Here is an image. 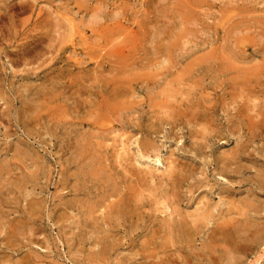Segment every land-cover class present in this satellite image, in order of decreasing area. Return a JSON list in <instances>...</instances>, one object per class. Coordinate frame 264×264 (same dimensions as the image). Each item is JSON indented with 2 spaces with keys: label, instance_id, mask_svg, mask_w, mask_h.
<instances>
[{
  "label": "rangeland",
  "instance_id": "374dc122",
  "mask_svg": "<svg viewBox=\"0 0 264 264\" xmlns=\"http://www.w3.org/2000/svg\"><path fill=\"white\" fill-rule=\"evenodd\" d=\"M119 86L127 98L114 94ZM118 103L123 112L106 109ZM148 104L163 123L146 119ZM139 122L152 134L130 126ZM98 145L119 166L109 182L120 186L117 195L90 175L94 153L105 156ZM263 174L264 0H0V264H264ZM129 194L149 205L117 219L118 200Z\"/></svg>",
  "mask_w": 264,
  "mask_h": 264
},
{
  "label": "bare ground",
  "instance_id": "6f19581e",
  "mask_svg": "<svg viewBox=\"0 0 264 264\" xmlns=\"http://www.w3.org/2000/svg\"><path fill=\"white\" fill-rule=\"evenodd\" d=\"M21 1H22V0H21ZM24 2H25V1H24ZM19 3H20V2H19ZM19 3H18V4H19ZM28 3H29V2H28ZM29 4H30V3H29ZM24 5H25V4H24ZM27 5H28V4H27ZM6 6H7V5H6ZM6 6H5V7H6ZM8 6H9V5H8ZM8 6H7V7H8ZM19 6H20V5H19ZM14 7H15V5H14ZM18 8H20V7H18ZM7 9H10V8L8 7ZM3 10H4V9H3ZM15 10H16V9H15ZM17 10H19V9H17ZM20 10H21V9H20ZM22 10H23V9H22ZM24 10H26V9H24ZM15 12H16V11H15ZM184 15H185V14H184ZM39 18H40V17H39ZM183 22H184V21H183ZM16 34H17V33H16ZM26 48H27V47H26ZM223 65H224V64H223ZM239 69H240V68H239ZM239 69H238V70H239ZM219 70H220V69H219ZM227 70H230V69L228 68ZM127 71H128V70H127ZM220 71H221V70H220ZM234 71H235V69H234ZM240 71H241V70H240ZM222 72H223V71H222ZM224 72H225V70H224ZM117 73H119V72H116V74H117ZM123 73H124V72H123ZM142 73H143V72H142ZM245 73H246V72H245ZM150 74H152V73H150ZM220 74H221V73H220ZM222 74H223V73H222ZM228 74H229V72H228ZM243 74H244V73H243ZM246 74H247V73H246ZM248 74H249V73H248ZM248 74H247V75H248ZM259 74H260V72H259ZM118 75H119V74H118ZM120 75H121V73H120ZM236 75H237V74H236ZM236 75H234V76H236ZM238 75H239V74H238ZM249 75H250V74H249ZM141 76H142V75H141ZM154 76H155V75H154ZM117 77H118V76H117ZM242 77H243V76H242ZM246 77H247V76H246ZM250 77H251V76H250ZM250 77H247V81H248V78H250ZM254 77H255V76H254ZM94 78H95V77H94ZM147 78H148V77H147ZM239 78H240V77H239ZM244 78H245V77H244ZM252 78H253V77H252ZM256 78H257V77H256ZM107 79H108V78H107ZM137 79H139V76H138ZM148 79H149V78H148ZM150 79H151V78H150ZM226 79H227V78H226ZM100 80H101V79H100ZM111 80H112V79H111ZM115 80H116V79H115ZM115 80H114V81H115ZM142 80H143V79H142ZM151 80H152V79H151ZM235 80H236V78H235ZM239 80H240V79H239ZM112 81H113V80H112ZM118 81H119V80H118ZM146 81H150V80H147V79H146ZM146 81H145L144 84L147 83ZM227 81H228V80H227ZM231 81H232V80H231ZM249 81H250V80H249ZM251 81H252V80H251ZM177 82H178V81H177ZM232 82H233V81H232ZM156 83H157V82H156ZM98 84H99V85L101 84L102 87H105V86H103V83H97V85H98ZM104 84H105V83H104ZM142 84H143V83H142ZM142 84H141V85H142ZM232 84H233V83H232ZM245 84H246V82H245ZM73 85H74V84H73ZM79 85H80V84H78V86H79ZM99 85H98V86H99ZM109 85H110V84H109ZM131 85H132V84H131ZM157 85H158V84H157ZM172 85H174V84L172 83ZM172 85H171V86H172ZM93 86H94V85H93ZM107 86H108V85H107ZM110 86H111V85H110ZM113 86H114V85H113ZM132 86H133V85H132ZM136 86H137V85H136ZM139 86H140V84H139ZM142 86H143V85H142ZM146 86H147V85H146ZM148 86H149V85H148ZM166 86H167V85H166ZM175 86H176V85H175ZM240 86H241V85H240ZM52 87H53V86H52ZM89 87H90V86H89ZM91 87H92V86H91ZM94 87H95V86H94ZM94 87H92V88H94ZM96 87H97V86H96ZM96 87H95V88H96ZM124 87H125V86H124ZM126 87H127V86H126ZM134 87H135V84H134ZM144 87H145V86H144ZM152 87H154V86H152ZM152 87H150L148 90H150ZM173 87H174V86H173ZM97 88H98V87H97ZM97 88H96V92H97ZM105 88H106V87H105ZM108 88H109V87H108ZM108 88H106V89H108ZM139 88H140V87H139ZM167 88H168V87H167ZM59 89H60V88H59ZM65 89H66V88H65ZM80 89H81V88H80ZM86 89L88 90V88H86ZM90 89H91V88H90ZM102 89H103V88H102ZM140 89H142V87H141ZM165 89H166V87H165ZM165 89H164V90H165ZM170 89H171V88H170ZM183 89H184V88H183ZM49 90H50V89H49ZM81 90H82V89H81ZM83 90H84V88H83ZM87 90H86V91H87ZM99 90H100V89H99ZM99 90H98V91H99ZM109 90H110V88H109ZM128 90H129L128 88H120V86H119V88H115V89L113 88V92H114V94H117V97H118V95L120 96L121 94H125V93H127ZM134 90H135V89H134ZM144 90H146V88H144ZM154 90H155V88H154ZM154 90H153L152 93H154ZM164 90H162V91H164ZM167 90H168V89H167ZM60 91H61V90H60ZM76 91H77V90H76ZM79 91H80V90H79ZM93 91H94V89H93L92 91L90 90L89 92H90V93H91V92L93 93ZM168 91H169V90H168ZM172 91H174V90H172ZM183 91H184V90H183ZM50 92H51V91H50ZM82 92H83V91H82ZM96 92H95V94H96ZM101 92H102V91H101ZM101 92H100V93H101ZM124 92H125V93H124ZM144 92H145V91H144ZM169 92H170V91H169ZM194 92H195V91H194ZM68 93H69V92H68ZM73 93H74V92H73ZM84 93H85V92H84ZM84 93H80V95H83ZM92 93H91V94H92ZM104 93H105V92H104ZM108 93H109V95H110V92H109V91H108ZM128 93H129V92H128ZM128 93H127V94H128ZM130 93H131V91H130ZM146 93H147V92H146ZM146 93H145V94H146ZM148 93H149V92H148ZM148 93H147V94H148ZM155 93H156V92H155ZM157 93H158V92H157ZM165 93H166V92H165ZM196 93H197V92H196ZM196 93H195V95H196ZM95 94H94V95H95ZM102 94H103V93H102ZM133 94H134V92L132 93V95L130 94V96L132 97ZM149 94H150V93H149ZM160 94H162V92H160ZM167 94H168V92H167L165 95H167ZM170 94H172V93H170ZM170 94H169V95H170ZM176 94H177V92H176ZM183 94H184V93H183ZM192 94H194V93H192ZM33 95H34V94H33ZM38 95H39V94H38ZM48 95H49V94H48ZM52 95H53V94H52ZM70 95H71V93H70ZM70 95H69V96H70ZM107 95H108V94H107ZM111 95H112V94H111ZM125 95H126V94H125ZM128 95H129V94H128ZM153 95H154V94H153ZM153 95H152V96H153ZM184 95H185V94H184ZM39 96H40V95H39ZM63 96H64V95H63ZM90 96H91V95H90ZM95 96L97 97L98 95L96 94ZM156 96H158V95H156ZM161 96H162V95H161ZM161 96H160V98H161ZM177 96L179 97V95H177ZM177 96H174V97H177ZM35 97H36V95H35ZM72 97H73V96H72ZM75 97H76V96H75ZM88 97H89V96H88ZM107 97H108L107 99H110V100H111V98H109V97H111V96H107ZM120 97H121V96H120ZM158 97H159V96H158ZM166 97H167V96H166ZM38 98H39V97H38ZM40 98H41V97H40ZM73 98H74V97H73ZM76 98H77V97H76ZM102 98H103V96H102ZM102 98H100V99H102ZM115 98H116V96H115ZM118 98H119V97H118ZM126 98H127V95H126ZM132 98H133V97H132ZM156 98H157V97H155V99H156ZM167 98H168V97H167ZM171 98H172V97H171ZM51 99H52V98H51ZM61 99H62V98H61ZM70 99H71V98H69V101H70ZM105 99H106V97H105ZM113 99H114V98H113ZM128 99H129V98H128ZM153 99H154V98H153ZM153 99H152V100H153ZM165 99H166V98H165ZM185 99H186V98H185ZM44 100H45V99H44ZM54 100H55V99H54ZM56 100H57V99H56ZM72 100H73V102H74V99H72ZM88 100H89V99H88ZM114 100H115V99H114ZM116 100H117V99H116ZM121 100H122V99H121ZM123 100H124V99H123ZM150 100H151V99H150ZM158 100H159V99H158ZM166 100H167V99H166ZM176 100H177V99H176ZM64 101H65V100H64ZM69 101H67V103H69ZM79 101H80V99H79ZM79 101H78V102H79ZM98 101H99V99H98ZM102 101H103V100H102ZM125 101H126V100H125ZM193 101H194V100H193ZM245 101H246V100H245ZM32 102H33V101H32ZM32 102H31V103H32ZM38 102H39V101H38ZM38 102H36V103L33 102V103H34L33 105L36 104L35 106L38 107V105L40 104V102H39V103H38ZM50 102H51V101H50ZM50 102H49V103H50ZM52 102H53V101H52ZM54 102H55V101H54ZM78 102H77V103H78ZM103 102H104V101H103ZM105 102H107V101H105ZM115 102H117V101H115ZM133 102H134V101H133ZM168 102H169V101H168ZM241 102H242V101H241ZM26 103H27V102H26ZM49 103H48V104H49ZM77 103H75V104H77ZM100 103L103 104L102 102H100ZM125 103H126V102H125ZM137 103H138V102H137ZM169 103H170V102H169ZM173 103H174V102H173ZM37 104H38V105H37ZM51 104H52V103H51ZM75 104H74V105H75ZM84 104H87V103H84ZM90 104H91V103H90ZM131 104H132V103H131ZM155 104H157V103H155ZM178 104L180 105V103H178ZM197 104H198V103H197ZM25 105H26V104H25ZM87 105H88V104H87ZM92 105H93V104H92ZM96 105H97V104H96ZM114 105H116V104H114ZM114 105H113V107L106 108V109H109L110 112H112V113L117 112V111L119 112V110H121V112H123V111H122L123 108L121 107L120 103H118V105H116V106H114ZM143 105H144V104H143ZM203 105H204V104H203ZM133 106L135 107V105H133ZM136 106H137V105H136ZM139 106H140V104H139ZM141 106H142V105H141ZM146 106H147V105H146ZM148 106H149V104H148ZM211 106H212V104H211ZM30 107H31V106H30ZM37 107H35V108H37ZM73 107H74V106H73ZM77 107L79 108L80 106H77ZM98 107H99V106H98ZM103 107H104V106H103ZM204 107H205V106H204ZM215 107H216V106H215ZM243 107H244V106H243ZM243 107H242V108H243ZM28 108H29V107H28ZM55 108H56V107H55ZM55 108H53V109H55ZM81 108H82V110H83V105H82ZM93 108H94V107H93ZM126 108H128V107H126ZM132 108H133V107H132ZM141 108H142V107H141ZM141 108H140V109H141ZM211 108H212V107H211ZM30 109H31V108H30ZM41 109H42V108H41ZM69 109H70V108H69ZM88 109H89V108H88ZM91 109H92V108H91ZM102 109H103V108H102ZM106 109H105V110H106ZM133 109H134V108H133ZM140 109H139V110H140ZM148 109H149V110H148ZM148 109L146 108V112H145V113L149 112L150 115H148V113H147L146 116H145L146 119L150 118V119H148V120H151L152 117H155V118L158 120L159 123H163L162 121H160V120H162V119L159 118V116H158L156 113H155V114H156L157 116L154 114V111H157V109L155 108V106H149ZM174 109H175V107H174ZM178 109H179V108H178ZM180 109H181V107H180ZM28 110H29V109H28ZM32 110H34V109H32ZM35 110H36V109H35ZM39 110H40V109H39ZM42 110H43V109H42ZM66 110H67V109H66ZM72 110H73V109H72ZM105 110H104V111H105ZM126 110H127V109H126ZM126 110H125V111H126ZM136 110H137V108H136ZM141 110H142V109H141ZM141 110H140V111H141ZM147 110H148V111H147ZM160 110H161V111H164V108H163V107H160ZM36 111H37V110H36ZM43 111H44V110H43ZM70 111H71V110H70ZM84 111H85V110H84ZM84 111H83V112H84ZM86 111H87V110H86ZM125 111H124V113H125ZM132 111H133V110H131V112H132ZM142 111H143V110H142ZM161 111H159V112H161ZM170 111H171V110H170ZM238 111H239V110H238ZM247 111H248V110H247ZM44 112H45V111H44ZM105 112H106V111H105ZM131 112H130V113H131ZM208 112H209V110H208ZM28 113H29V112H28ZM34 113H36V112H34ZM42 113H43V112H42ZM45 113H46V112H45ZM50 113H51V112H50ZM56 113H57V112H56ZM58 113H59V112H58ZM78 113H80V112H78ZM85 113H86V112H85ZM85 113H83V114H85ZM112 113H111V114H112ZM128 113H129V112H128ZM140 113H141V112H140ZM143 113H144V112H143ZM143 113H141V114H143ZM161 113H162V112H161ZM164 113H166V112L164 111ZM52 114H53V112H52L51 115H49V116H52ZM65 114H67V113H65ZM86 114H87V113H86ZM125 114H126V113H125ZM171 114H172V113H171ZM181 114H182V113H181ZM190 114H191V113H190ZM203 114H204V113H203ZM240 114H241V113H240ZM29 115H30V117H31L32 112H31V114H29ZM45 115H46V114H45ZM53 115L55 116V114H53ZM56 115H57V114H56ZM74 115H75V114H74ZM91 115H92V114H91ZM104 115H105V114H104ZM112 115H113V114H112ZM116 115H117V114H116ZM166 115H167V114H165V115H163V116L166 117ZM201 115H202V114H201ZM40 116H41V115H40ZM57 116H58V115H57ZM63 116H64V114H63ZM65 116H66V115H65ZM84 116H85V115H84ZM84 116H83V117H84ZM124 116H125V115H124ZM141 116H142V115H141ZM143 116H144V115H143ZM160 116L162 117V115H160ZM168 116H169V115H168ZM168 116H167V117H168ZM170 116H171V115H170ZM192 116H193V115H192ZM203 116H204V115H203ZM205 116H206V114H205ZM205 116H204V118H205ZM45 117H47V116H45ZM111 117H112V116H111ZM117 117H120V115H117ZM125 117H126V116H125ZM200 117H201V116H200ZM49 118H52V117H49ZM56 118H57V117H56ZM77 118H78V117H77ZM142 118H144V117H142ZM168 118H169V117H168ZM168 118H167V119H168ZM202 118H203V117H202ZM202 118H200V119L202 120ZM207 118H208V117H207ZM52 119H53V118H52ZM65 119H66V118H65ZM65 119H63V120L65 121ZM71 119H72V118H71ZM164 119H165V118H164ZM171 119H172V121H173L174 123H176V122H181V121H182L179 113L174 114V115L171 117ZM192 119H194V118H192ZM250 119H251V118H250ZM30 120H31V119H30ZM42 120H44V119H43V118L40 119V121H42ZM53 120H54L55 123H56V120H55V119H53ZM53 120H50V121L53 122ZM58 120H59V119H58ZM68 120H69V119H68ZM81 120H82V119H81ZM126 120H127V119H126ZM157 120H156V122H157ZM165 120H166V119H165ZM165 120H164V121H165ZM169 120H170V119H169ZM245 120H246V119H245ZM100 121H101V120H100ZM111 121H112V120H111ZM153 121L155 122V120H153ZM166 121H168V120H166ZM172 121L170 120L169 122H172ZM28 122H29V121H28ZM31 122H32V120H31ZM31 122H30V123H31ZM45 122H46V121H45ZM59 122H60V121H59ZM68 122H69V124L71 123L70 121H68ZM72 122H73V121H72ZM80 122H81V121H80ZM147 122H148V121H147ZM156 122H155V124H156ZM169 122H168V123H169ZM183 122H184V120H183ZM194 122H195V121H194ZM33 123H34V122H33ZM50 123H51V122H50ZM78 123H79V122H78ZM100 123H101V122H100ZM111 123H113V122H111ZM133 123H134V122H133ZM139 123H140V124H139L138 126H137V125H130V126H131L133 129L137 127V128H138V129L136 128L137 131L139 130V131H141L142 133H145L146 135H151V134H152V132H151L152 129L150 130V126H146L147 124H149V122L146 124V121H145V124H146V125H145V124H144V125H145L146 127L144 126V128L141 126L142 123H141V122H139ZM152 123H153V122H151V124H152ZM166 123H167V122H166ZM190 123H191V122H190ZM47 124H48V123H47ZM52 124H53V123H52ZM87 124H88V123H87ZM89 124H90V123H89ZM118 124H119V123H118ZM135 124H136V123H135ZM137 124H138V123H137ZM151 124H149V125H151ZM157 124H158V123H157ZM169 124H170V123H169ZM176 124L178 125V123H176ZM180 124H181V123H180ZM53 125H54V124H53ZM62 125H63V124H62ZM73 125H74V122H73ZM81 125H82V123H81ZM90 125L95 126L96 124H95V125H94V124H90ZM101 125H103V123H102V124H99V126H101ZM152 125H154V124H152ZM163 125L165 126V122H164ZM171 125H172V124H171ZM171 125H170V126H171ZM187 125H188V124H187ZM251 125H252V124H251ZM35 126H36V125H35ZM50 126H51V125H50ZM56 126H57V125H56ZM63 126H64V125H63ZM70 126H71V125H70ZM74 126H76V124H75ZM77 126H78V125H77ZM77 126H76V127H77ZM160 126H161V125H159V127H160ZM170 126H169V127H170ZM172 126L174 127V124H173ZM175 126H176V125H175ZM51 127H52V126H51ZM54 127H55V126H53V128H54ZM57 127H58V126H57ZM57 127H56V129H57ZM61 127H62V126H61ZM106 127H108V126H106ZM161 127H162V126H161ZM169 127H168V128H169ZM187 127H189V125H188ZM53 128H52V129H53ZM59 128H60V127H59ZM82 128H83V127H82ZM87 128H88V127H87ZM89 128H90V127H89ZM92 128H93V127H92ZM103 128H104V127H103ZM153 128H155V127H153ZM168 128H167V129H168ZM252 128H253V127H252ZM252 128H251V129H252ZM50 129H51V128H50ZM52 129H51V130H52ZM56 129H55V130H56ZM64 129H66V128L64 127ZM75 129H77V128H75ZM90 129H91V128H90ZM90 129H89V130H90ZM93 129H94V128H93ZM110 129H111V128H110ZM112 129H113V128H112ZM189 129H190V128H189ZM195 129H196V128H195ZM85 130H86V129H85ZM142 130H143V131H142ZM90 131H92V130H90ZM90 131H89V132H90ZM93 131H94V130H93ZM97 131L99 132L100 130H97ZM112 131H113V130H112ZM170 131H171V130H170ZM78 132H79V131H77V133H78ZM80 132H81V131H80ZM86 132H87V130H86ZM94 132H95V131H94ZM100 132H101V131H100ZM106 132H108V131L106 130ZM106 132H105V133H106ZM153 132H154V131H153ZM171 132H172V131H171ZM87 133H88V132H87ZM95 133H96V132H95ZM95 133H94V134H95ZM101 133H102V132H101ZM198 133H199V132H198ZM80 134H81V133H79V135H80ZM112 134H113V133H112ZM196 134H197V133H196ZM83 135H84V133H83ZM104 135H105V134H104ZM189 135H190V134H189ZM191 135H192V134H191ZM204 135H205V134H204ZM208 135H209V134H208ZM69 136H70V135H69ZM85 136H86V135H85ZM97 136H98V135H97ZM97 136H96V137H97ZM193 136H194V135H193ZM195 136L198 137V135H195ZM205 136H206V135H205ZM80 137H82V135H80ZM94 137H95V136H94ZM108 137H109V136H108ZM113 137H114V136H113ZM113 137H112V138H113ZM122 137H123V136H122ZM202 137H203V136H202ZM61 138H62V137H61ZM76 138H77V136H76ZM97 138H98V137H97ZM130 138H131V137H130ZM207 138H208V137H207ZM91 139H92V138H91ZM101 139H102V138H101ZM108 139H109V138H108ZM108 139H107V140H108ZM114 139H115V137H114ZM125 139H127V138L125 137ZM192 139H193V138H192ZM198 139H199V138H198ZM201 139H203V138H201ZM204 139H206V138H204ZM76 140H77V139H76ZM76 140H74V141H76ZM82 140H83V138H82ZM196 140H197V139H196ZM86 141H87V139H86ZM86 141H85V142H86ZM115 141H116V139H115ZM127 141H129V140H127ZM194 141H195V140H194ZM78 142H80V141H78ZM78 142H76V143H78ZM81 142H82V141H81ZM92 142H93V141H92ZM118 142L122 143L121 141H118ZM138 142H140V141L138 140ZM72 143H73V142H72ZM82 143H83V142H82ZM90 143H91V142L89 141V145H88V147H91ZM93 143H94V142H93ZM93 143H92V144H93ZM126 143H127V142L125 141V144H126ZM195 143H196V142H195ZM198 143H199V142H198ZM96 144H97V143H96ZM140 144H141V143H140ZM65 145H66V144H65ZM77 145H78V144H77ZM80 145H81V144H80ZM94 145H95V144H94ZM94 145H93V146H94ZM108 145H109V144H108ZM118 145H119V144H118ZM120 145H121V144H120ZM199 145H201V144H199ZM199 145H198V147H199ZM78 146H79V145H78ZM78 146H76V148H79V147H80V146H79V147H78ZM81 146H82V145H81ZM122 146H123V145H122ZM126 146H127V145H126ZM126 146H125V147H126ZM138 146H139V145H138ZM141 146H142V145H141ZM202 146H203V145H202ZM71 147H72V146H71ZM71 147H70V148H71ZM85 147H86V146H85ZM97 147H98V148H97V149H98L97 151H98L99 153H100V151H101V154L103 153V154L105 155V156H103L104 159L102 160V157H100V155H99L98 157H95V153H94V155H93L92 158H93V161H94V160H96V161L93 162V166L90 168V170H89V169H87V170L90 171V175H91L93 178H95V179H97L98 181L101 182V185H103L104 188L106 187V188L109 189L111 195H112V194H115V193H116V195H117L118 192L120 193V191H118L119 189L121 190V188H119L120 186L117 187V185H116L115 183H113V184L111 185L109 182H111V180H112V177L110 178V176H112L114 173H115L117 176L120 174V173H119L120 171H119V172L117 171V170L119 169V166H118V169H117V170H116V168H114V167H116V166H114V163H115V162H114V163L112 162V156L108 154V151H107V149H105V147H103V146H101V145H100V146L98 145ZM116 147L118 148V146H116ZM133 147H134V146H133ZM139 147H140V146H139ZM145 147H148V144H146ZM93 148H94V147H93ZM122 148H124V147H122ZM200 148H201V146H200ZM71 149H73V148H71ZM83 149H84V148H83ZM115 149H116V148H115ZM126 149H127V148H126ZM191 149H192V148H191ZM81 150H82V149H77V150H75V151H77L78 154L81 155ZM93 150H95V149H93ZM99 150H100V151H99ZM124 150H125V149H124ZM143 150H144V149H143ZM75 151H73V153H74ZM84 151H85V149H84ZM89 151H90V150H89ZM118 151H119V150H118ZM118 151H117V152H118ZM127 151H128V150H127ZM127 151H124V152H127ZM77 152H76V154H77ZM82 152H83V150H82ZM112 152H113V151H112ZM117 152H116V153H117ZM85 153H86V152H85ZM140 153H141V152H140ZM145 153H146V152H145ZM147 153H148V152H147ZM147 153H146L145 155H147ZM123 154H124V153H123ZM88 155H89V153H88ZM115 155H116V154H115ZM119 155H122V154H119ZM145 155H144V156H145ZM81 156H82V155H81ZM81 156H80V159H81ZM86 156H87V153H86ZM126 156H127V155H126ZM75 157H77V156H75ZM82 157H83V156H82ZM117 157H118V156H117ZM117 157H116V160H117ZM120 157H121V156H120ZM131 157H132V156H131ZM142 157H143V156H142ZM85 158H86V157H85ZM122 158H123V157H122ZM143 158H145V157H143ZM71 159L74 160L75 158L72 157ZM78 159H79V158H78ZM132 159H134V158H132ZM135 159H136V158H135ZM148 159H149V158H148ZM148 159H147V160H148ZM89 160H91L90 157H89ZM124 161H125V159H124ZM126 161H127V160H126ZM229 161H230V160H229ZM74 162H75V160H74ZM74 162H73V163H74ZM76 162H77V161H76ZM79 162H81V161L79 160ZM79 162H77V163H79ZM117 162H118V160H117ZM138 162H139V161H138ZM138 162H136V163L139 164ZM140 162H141V161H140ZM143 162H145V161H143ZM154 162H157V161H154ZM154 162H153V163H154ZM216 162H217V161H216ZM223 162H224V161H223ZM32 163H33V162H32ZM71 163H72V162H71ZM71 163H70V164H71ZM106 163H107V165L105 166ZM126 163H127V162H126ZM158 163H160L159 160H158ZM75 164H76V163H75ZM95 164H96V165H95ZM97 164H98V165H97ZM128 164H129V163H128ZM81 165H84V164H81ZM117 165H118V164H117ZM149 165H150V164H149ZM163 165H164V164H163ZM77 166H78V164H77ZM139 166H140V165H139ZM154 166L156 167V165H154ZM159 166H161V165H159ZM75 167H76V165H75ZM79 167H81V166L79 165ZM161 167H162V166H161ZM37 168H38V167H37ZM76 168H77V167H76ZM82 168H83V167H82ZM132 168H133V167H132ZM136 168H137V167H136ZM79 169H80V168H79ZM79 169H78V170H79ZM83 169H84V168H83ZM137 169H138V168H137ZM142 169H143V168H142ZM167 169H169V168H167ZM192 169H193V168H192ZM121 170H122V169H121ZM130 170H131V169H130ZM138 170H139V169H138ZM138 170H137V171H138ZM143 170H144L143 172L146 171L145 169H143ZM170 170H171V169H170ZM35 171H36V170H35ZM111 171L113 172V174H111ZM122 171H123V170H122ZM127 171H128V170H127ZM148 171H149V170H148ZM148 171L146 172V174H147V173H150V172H148ZM152 171H153V170H152ZM154 171H155V170H154ZM159 171H160V170H159ZM171 171H172V170H171ZM173 171H174V170H173ZM75 172H76V171H75ZM75 172H74V173H75ZM79 172H80V171H78V173H79ZM165 172H168V171L165 170ZM212 172H213V171H212ZM74 173H73V175L77 174V173H75V174H74ZM80 173H81V172H80ZM85 173H87V172H85ZM125 173H126V172H125ZM125 173H123V174H125ZM129 173H130V172H129ZM137 173H138V172H137ZM163 173H164V172H163ZM170 173H171V172H170ZM32 174H33V173H32ZM121 174H122V173H121ZM150 174H151V173H150ZM178 174H179V173H178ZM193 174H194V173H193ZM34 175H36V174L34 173L32 176H34ZM78 175H79V174H78ZM81 175H82V173H81ZM81 175H79V176L81 177ZM87 175H89V174H87ZM87 175L84 174V176H83V175H82V176L85 177V176H87ZM90 175H89V176H90ZM126 175H127V174H126ZM130 175H131V173H130ZM130 175L128 174V176H130ZM134 175H135V173L132 174V176H134ZM263 175H264V174H263ZM29 176H30V175H29ZM113 176H114V175H113ZM122 176H123V175H122ZM132 176H130V178H131ZM147 176H148V174H147ZM155 176H156V175H155ZM163 176H164V175H163ZM163 176H162V177H163ZM34 177H35V176H34ZM73 177H74V176H73ZM75 177H76V176H75ZM136 177H137V176H136ZM164 177H165V176H164ZM164 177H163V178H164ZM90 178H91V177H90ZM93 178H91V179H93ZM115 178H116V177H115ZM125 178H126V177H125ZM128 178H129V177H128ZM134 178H135V177H133V180H134L135 183H136L138 180H137V179H134ZM140 178H141V176H140ZM140 178H139V179H140ZM179 178H180V177H179ZM28 179H29V178H28ZM116 179H117V178H116ZM118 179H119V177H118ZM145 179H146V178H145ZM145 179L142 178V179H140V180H143L142 182H144ZM160 179H161V178H159V180H160ZM165 179H166V178H165ZM79 180H80V179H79ZM83 180H84V179H83ZM93 180H94V179H93ZM97 180H96V181H97ZM114 180H115V179H114ZM120 180L122 181L123 179L121 178ZM140 180H139V181H140ZM147 180H149V178H148ZM150 180H152V179H150ZM154 180H155V177H154ZM154 180H153V181H154ZM166 180H167V179H166ZM171 180H172V179H171ZM182 180H184V179H182ZM188 180H189V179H188ZM89 181H90V179H89ZM91 181H92V180H91ZM117 181H118V180H117ZM124 181H125V180H124ZM124 181H122V183H123ZM131 181H132V180H131ZM156 181H157V179H156ZM190 181H191V180H190ZM263 181H264V180H263ZM32 182H33V181H32ZM34 182H35V181H34ZM79 182H80V181H79ZM83 182H84V181H83ZM85 182H86V181H85ZM85 182H84V183H85ZM114 182H115V181H114ZM125 182H126V181H125ZM125 182H124V183H125ZM132 182H133V181H132ZM140 182H141V181H140ZM149 182H150V181H149ZM166 182H167V181H166ZM168 182H169V181H168ZM168 182H167V183H168ZM175 182H178V181L176 180ZM175 182H173V180H172V185L175 184ZM179 182H180V181H179ZM179 182H178V183H179ZM28 183H29V182H28ZM94 183H95V182H94ZM117 183H118V182H117ZM126 183H127V182H126ZM178 183H177V184H178ZM32 184H34V183H32ZM76 184H77V183H76ZM79 184H80V183H79ZM81 184H82V183H81ZM92 184H93V183H92ZM95 184H98V182L95 183ZM118 184H119V183H118ZM140 184H141V183H140ZM145 184H147V182L144 183V185H145ZM161 184H163V183H161ZM164 184H165V182H164ZM200 184H201V183H200ZM74 185H75V184H74ZM101 185H100V186H101ZM133 185H135V184H133ZM137 185H138V183H137ZM148 185H149V184H147V185H145V186L147 187ZM167 185H168V184H167ZM169 185H170V183H169ZM172 185H170V187H171ZM194 185H196V184H194ZM201 185H202V184H201ZM76 186H77V185H76ZM83 186H84V184H83ZM89 186H91L90 183H89ZM96 186H99V185H96ZM96 186H95V187H96ZM124 186H125V185H124ZM129 186H130V184H129ZM140 186H141V185H140ZM152 186H153V185H152ZM156 186H157V184H156ZM162 186H163V185H162ZM164 186H165V185H164ZM176 186H177V185H176ZM178 186H179V184H178ZM180 186H181V185H180ZM210 186H211V185H210ZM80 187H81V185H80ZM91 187H92V186H91ZM95 187H94V188H95ZM137 187H138V186H137ZM166 187H167V186H166ZM170 187H169V189H172V188H170ZM173 187H174V186H173ZM181 187H182V186H181ZM74 188H75V187H74ZM83 188H84V187H83ZM97 188H98V187H96V189H97ZM100 188H102V187H100ZM118 188H119V189H118ZM126 188H127V187H126ZM126 188H125V189H126ZM131 188H132V186H131ZM147 188H148V187H147ZM147 188H145V189L148 191ZM161 188H162V187H161ZM175 188H176V187H175ZM211 188H212V187H211ZM75 189H76V188H75ZM85 189H87V188H85ZM85 189H84V191H86ZM88 189H90V187H88ZM88 189H87V190H88ZM98 189H99V188H98ZM153 189H154V187H152V190H153ZM155 189H156V188H155ZM164 189H165V188H164ZM177 189H178V188H177ZM187 189H188V188H187ZM127 190H128V189H127ZM132 190H133V189H132ZM137 190H138V189H137ZM140 190H142V189L140 188ZM146 190H145V191H146ZM150 190H151V189H150ZM152 190H151V191H152ZM159 190H161V189H159ZM162 190H163V188H162ZM166 190H167V188H166ZM172 190H173V189H172ZM172 190H171V191H172ZM212 190H213V189H212ZM88 191H89V190H88ZM125 191H126V190H125ZM133 191H134V190H133ZM133 191H132V192H133ZM143 191H144V190H143ZM145 191H144V192H145ZM151 191H150V192H151ZM168 191H169V190H168ZM174 191H175V189H174ZM177 191H178V190H177ZM79 192H80V191H79ZM99 192H100V191H99ZM140 192H141V191H140ZM148 192H149V191H148ZM155 192H156V191H155ZM172 192H173V191H172ZM201 192H202V191H201ZM74 193H76V192H74ZM86 193H87V192H86ZM90 193H91V192H90ZM96 193H98V191H97ZM121 193H122V192H121ZM124 193H125V192H124ZM87 194H88V193H87ZM94 194H95V193H94ZM101 194H102V193H101ZM101 194H100V195H101ZM139 194H140V193H139ZM169 194L172 195L171 192H170ZM178 194H179V193H178ZM200 194H201V193H200ZM100 195H99V196H100ZM102 195H106V194L103 193ZM132 195H133V194H132ZM141 195H143V194H141ZM144 195H145V194H144ZM154 195H155V194H154ZM86 196H87V195H86ZM97 196H98V195H97ZM99 196H98V199L100 200L101 198H99ZM106 196H108V195H106ZM106 196H105V197H106ZM136 196H137V195H136ZM136 196H135V194H134V196H131V194H129V196H127V197H125L124 199H122L121 202H120V200H118V203H119V204L121 203V204H120V207L117 208V210H115L116 208L113 207V208H114L113 210H115V213H114V214H115V216H116L117 219H127V220H128V218L132 219V216L136 215V214H134L135 212L133 211V209L135 210V208H137L139 202H140V207H145V206L148 204V203H147V204L144 206L143 203H146V202H148V201H146V202H145V201H144V202L140 201V199H141L140 196H139L140 199L137 200V199L135 198ZM151 196H152V195H151ZM177 196H178V195H177ZM202 196H203V195H202ZM123 197H124V196H123ZM123 197H122V198H123ZM147 197H148V194H147ZM149 197H150V195H149ZM156 197H157V196H156ZM160 197H161V196H160ZM170 197H171V196H170ZM174 197H176V196L174 195ZM204 197H205V196H204ZM95 198H96V196H95ZM106 198H107V197H106ZM109 198H110V197H109ZM115 198H117V197H115ZM154 198H155V197H154ZM154 198H153L152 201H153V202H154V200L157 201V198H156V199H154ZM178 198H179V200H180V199H181V196L178 197ZM104 199H105V198L103 197L102 202L105 201ZM111 199H112V197H111ZM117 199H118V198H117ZM172 199H175V198H172ZM176 199H177V197H176ZM176 199H175V200H176ZM184 199H186V198H184ZM196 199H197V198H196ZM5 200H6V199H5ZM86 200H87V199H86ZM89 200H90V199H89ZM92 200H93V199H92ZM92 200H90V201L93 202L94 200H93V201H92ZM95 200H96V199H95ZM99 200H98V201H99ZM107 200H108V198H107ZM143 200H145V197H144ZM146 200H147V199H146ZM175 200H174V201H175ZM186 200H187V199H186ZM186 200H185V201H186ZM193 200H194V199H193ZM9 201H10V200H9ZM73 201H74V200H73ZM162 201H163V199H162ZM177 201H178V199H177ZM181 201H182V200H181ZM257 201H258V200H257ZM78 202H79V201H78ZM80 202H81V201H80ZM102 202H100V204H102ZM105 202H107V201H105ZM150 202H151V201H150ZM153 202H152V203H153ZM160 202H161V201H160ZM167 202H168V201H167ZM192 202H193V201H192ZM195 202H196V201H195ZM195 202H193V203H195ZM198 202H199V200H198ZM202 202H203V201H202ZM254 202H256V201H254ZM4 203H5V202H4ZM72 203H74V202H72ZM83 203H84V201H83ZM86 203H89V201H86ZM154 203H155V202H154ZM154 203H153V204H154ZM168 203H169V202H168ZM180 203H181V202H180ZM205 203H206V202H205ZM208 203H209V202H208ZM245 203H246V202H245ZM256 203H257V202H256ZM258 203H259V202H258ZM258 203H257V204H258ZM119 204H118V205H119ZM162 204H163V203H162ZM171 204H173V203H171ZM187 204H188V202H187ZM200 204H201V203H200ZM247 204H248V206H249V203H248V202H247ZM257 204H256V205H257ZM31 205H32V204H31ZM37 205H38V204H37ZM75 205H76V203H75ZM85 205H86V204H85ZM148 205H149V204H148ZM156 205H157V204H155V206H156ZM160 205H161V204H160ZM173 205H174V204H173ZM205 205H206V204H205ZM263 205H264V204H263ZM34 206L36 207L35 204H34ZM86 206H87V205H86ZM86 206H85V208H86ZM92 206H93V204H91V206L89 205L90 208H88V207L86 208V210L89 209L88 211H90L91 214H92V212H95L94 210H92V209H94ZM153 206H154V205H153ZM155 206H154V207H155ZM168 206H169V204H168ZM177 206H178V204H177ZM213 206H214V205H213ZM31 207H32V206H31ZM35 207H33V209H34ZM66 207H67V206H66ZM82 207H83V206H82ZM131 207L133 208L132 210L130 209ZM154 207H153V208H154ZM158 207H159V205H158ZM161 207H162V206H161ZM172 207H174V206H172ZM179 207H180V205L178 206V208H179ZM250 207H252V206L250 205ZM258 207H259V204H258ZM260 207H261V206H260ZM73 208H74V207H73ZM76 208H78V207H76ZM85 208H84V209H85ZM98 208H99V207H98ZM149 208H150V207H149ZM149 208H148V209H149ZM168 208H169V207H168ZM200 208H201V207H200ZM200 208H199V209H200ZM262 208H263V207H262ZM35 209H36V208H35ZM35 209H34V210H35ZM79 209H81V206H80ZM84 209H83V211H85ZM127 209H129V211H128ZM150 209H151V208H150ZM155 209H156V208H155ZM162 209H163V208H162ZM164 209H165V208H164ZM166 209H167V208H166ZM166 209H165V212H166ZM176 209H177V208H176ZM62 210H63V208H62ZM95 210H97V208H96ZM98 210H99V209H98ZM144 210H145V209H144ZM157 210H159V208H158ZM208 210H209V209H208ZM252 210H253V209H252ZM30 211H32V210L30 209ZM81 211H82V210H81ZM105 211H106V210H105ZM110 211H111V210H110ZM135 211H136V210H135ZM174 211H175V210H174ZM184 211H185V210H184ZM205 211L207 212V209H206ZM205 211H204V212H205ZM247 211H248V210H247ZM85 212H86V211H85ZM97 212H99L98 214H100V211H97ZM113 212H114V211H113ZM145 212H147V211H145ZM177 212H178V213H177ZM177 212H174V213H175L176 217H177V214H178V217H177V218L179 219V216H181V214H182L183 212L181 213L178 209H177ZM179 212H180L181 214H180ZM186 212H187V211H186ZM197 212H198V211H196L195 214H197ZM253 212H254V211H253ZM255 212H258V211H255ZM255 212H254V214H255ZM31 213L33 214V212H30V214H31ZM82 213H83V212H82ZM90 213L88 212L89 215H87V216H92ZM148 213H150V212H148ZM158 213H159V211H158ZM158 213H157V214H158ZM163 213H164V211L162 212V215H164ZM169 213H170V212H169ZM172 213H173V211H172ZM176 213H177V214H176ZM244 213L247 214L246 211H245ZM32 214H31V215H32ZM83 214H84V215H83ZM83 214H82V216H85V217H86L85 213H83ZM86 214H87V213H86ZM179 214H180V215H179ZM207 214H209V213H207ZM242 214H243V213H242ZM248 214H249V212H248ZM248 214H247V215H248ZM33 215H36V214H33ZM101 215H102V214H101ZM107 215H109V214H107ZM159 215H160V214H159ZM171 215H172V214H171ZM184 215H185V217H186V213L183 214V218H184ZM201 215H202V214H201ZM210 215H212V216L215 217V214L213 215V213H212V214L210 213ZM247 215H246V216H247ZM168 216H169V215H167V217H168ZM187 216H188V214H187ZM194 216H195V215H194ZM194 216H193V217H194ZM199 216H200V215H198V218H199ZM241 216H242V215H241ZM4 217H5V216H4ZM93 217H94V216H93ZM98 217H99V216H98ZM139 217H141V215H139ZM169 217H170V216H169ZM172 217H174V216H172ZM188 217H189V216H188ZM191 217H192V216H191ZM205 217H208V216H205ZM210 217H211V216H210ZM86 218H87L86 220H88V217H86ZM94 218L96 219V217H94ZM116 218H115V219H116ZM186 218H187V217H186ZM200 218H201V217H200ZM200 218H199V219H200ZM243 218H244V217H243ZM83 219H84V218H83ZM95 219H94V220H95ZM98 219H99V218H98ZM109 219H110V217H109ZM137 219H138V218H137ZM157 219H158V218H157ZM178 219H176L177 222H178ZM189 219H190V217H189ZM208 219H209V217H208ZM208 219L206 218L205 221H207ZM247 219H248V218H247ZM259 219H260V218H259ZM77 220H78V218H77ZM91 220H92V218H91ZM103 220H104V219H103ZM103 220H101V222H102ZM113 220H114V219H113ZM169 220H170V219H169ZM179 220H180V219H179ZM181 220H182V219H181ZM261 220H262V219H261ZM0 221H1V220H0ZM6 221H7V220H6ZM104 221H106V220H104ZM109 221H111V219H110ZM114 221H115V220H114ZM117 221H118V220H117ZM171 221H173V220H171ZM190 221L193 222V220H190ZM248 221H249V220H248ZM257 221H258V220H257ZM87 222L89 223V222H91V221H87ZM87 222H86V223H87ZM111 222H112V221H111ZM119 222H120V221H119ZM164 222H165V221H164ZM169 222H170V221H169ZM184 222H185V221L183 220V223H184ZM187 222H188V221H187ZM187 222H186L184 225H186ZM197 222H198V221H197ZM241 222H242V221H241ZM88 223H87V224H88ZM108 223H109V222H108ZM115 223H116V221H115ZM115 223H114V224H115ZM165 223H166V222H165ZM244 223H245V222H243V227L245 226ZM248 223H249V222H248ZM13 224H14V223H13ZM81 224H82V223H81ZM92 224H93V223H92ZM103 224H104V223H102V225H103ZM188 224H189V222H188ZM194 224H196V223H194ZM201 224H203V222H202ZM228 224H229V223H228ZM76 225H77V224H76ZM83 225H85V224H83ZM83 225H82V226H83ZM93 225H94V224H93ZM95 225H97V224H95ZM95 225H94V226H95ZM117 225H119V224L117 223ZM121 225L123 226V224H121ZM250 225H251V224H250ZM255 225H256V224H254L253 226L251 225L250 227H254ZM119 226H120V225H119ZM126 226H127V225H126ZM178 226H179V225H178ZM187 226H191V227L194 226V227H192V229H194V230H195V228H196L197 226L199 227V225H197V226H196V225H187ZM187 226H186V228H189V227H187ZM195 226H196V227H195ZM200 226H201V225H200ZM207 226H208V225H207ZM87 227H88V226H87ZM101 227H102V226H101ZM111 227H112V224H111ZM167 227H168V226H167ZM169 227H170V226H169ZM191 227H190V228H191ZM198 227H197V228H198ZM233 227H234V226H233ZM238 227H239V226H238ZM238 227H237V228H238ZM247 227H248V225L245 226V228H247ZM19 228H20V227H19ZM74 228H75V226H74ZM76 228H77V227H76ZM94 228H95V227H94ZM96 228H98V226H97ZM96 228H95V229H96ZM103 228H104V227H103ZM115 228H116V227H115ZM241 228H242V223H241ZM241 228H240V229H241ZM248 228H249V227H248ZM82 229H83V228H82ZM100 229H101V228H100ZM198 229H199V228H198ZM242 229H243V228H242ZM242 229H241V230H242ZM255 229H256V228H255ZM257 229H258V228H257ZM77 230H78V228H77ZM103 230H104V229H103ZM210 230H211V229H210ZM213 230H214V229H212V232H213ZM216 230H217V229H216ZM237 230H238V229H236L235 232H237L236 234H239ZM245 230H246V229H244V231H245ZM250 230H251V228H250ZM250 230H249L248 232H250ZM258 230H260V229H258ZM87 231H88V230H87ZM96 231H97V230H96ZM124 231H125V229H124ZM164 231L166 232L167 230H163V232H164ZM191 231H192V230H191ZM204 231H205V230H204ZM246 231H247V230H246ZM246 231H245V232H246ZM263 231H264V230H263ZM132 232H133V231H132ZM179 232H180V230H179ZM216 232H217V231H216ZM233 232H234V231H233ZM235 232H234V233H235ZM239 232H240V231H239ZM245 232H244V233H245ZM12 233H13V232H12ZM12 233H11V234H12ZM151 233H154V232H151ZM168 233H169V232H168ZM172 233H173V232H172ZM241 233H242V232H241ZM256 233H257V231H256ZM259 233H260V232H259ZM261 233H262V231H261ZM5 234H6V233H5ZM74 234H76V231H75ZM102 234H103V233H102ZM170 234H171V233H170ZM175 234H177V232H176ZM17 235H18V234H17ZM93 235H94V234H93ZM104 235H106V232L104 233ZM156 235H157V234H156ZM172 235H173V234H171V236H172ZM182 235H183V234H182ZM182 235H181V236H182ZM106 236H107V235H106ZM108 236H109V235H108ZM152 236L154 237V235H152ZM171 236H170V239L173 237V236H172V237H171ZM176 236H177V235H176ZM178 236H179V235H178ZM183 236H184V235H183ZM94 237H95V236H94ZM150 237H151V236H150ZM165 237H167V236H165ZM184 237H185V236H184ZM207 237H208V236H207ZM232 237H233V236H232ZM238 237H239V236H238ZM154 238L156 239V237H154ZM168 238H169V236H168ZM175 238H177V237H175ZM180 238H181V237H180ZM180 238H179V239H180ZM194 238H195V237H194ZM208 238H210V236H209ZM214 238H215V237H214ZM155 239H154V240H155ZM172 239H173V238H172ZM182 239H183V238H182ZM230 239H231V238H230ZM98 240H99V239H98ZM112 240H113V239H112ZM137 240H138V239H137ZM137 240H136V241H137ZM158 240H159V239H158ZM164 240H165V239H164ZM183 240H185V239H183ZM235 240H236V239H235ZM94 241H96V240H94ZM108 241H109V240H108ZM172 241H174V239H173ZM177 241H178V240H177ZM185 241H187V240H185ZM88 242H89V241H88ZM102 242H104V241H102ZM155 242H156V241H155ZM162 242L165 243V241H163V240H162ZM162 242H161V243H162ZM209 242H210V241H209ZM214 242H215V241H214ZM164 243H163V244H164ZM182 243H184V242H182ZM190 243H191V242H190ZM212 243H213V242H212ZM236 243H237V242H236ZM4 244H5V243H4ZM100 244H101V243H100ZM131 244H132V242H131ZM147 244H148V243H147ZM152 244H153V243H152ZM167 244H168V242H167ZM203 244H204V243H203ZM231 244H232V243H231ZM88 245H89V244H88ZM187 246H188V245H187ZM214 246H215V245H214ZM3 247H4V246H3ZM97 247H98V246H97ZM142 247H143V246H142ZM144 247H145V246H144ZM139 248H140V247H139ZM92 249H93V248H92ZM86 255H87V254H86ZM141 256H142V255H141ZM142 257H143V256H142ZM147 257H148V256H147ZM25 259H26V258H25ZM94 259H95V258H94ZM23 260H24V259H23ZM92 261H93V260H92Z\"/></svg>",
  "mask_w": 264,
  "mask_h": 264
}]
</instances>
